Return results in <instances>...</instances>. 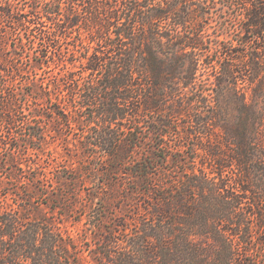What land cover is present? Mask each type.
I'll return each instance as SVG.
<instances>
[{"label":"trees","instance_id":"trees-1","mask_svg":"<svg viewBox=\"0 0 264 264\" xmlns=\"http://www.w3.org/2000/svg\"><path fill=\"white\" fill-rule=\"evenodd\" d=\"M15 1L0 0V47L33 33L45 49L31 69L59 64L50 83L34 86L29 119L45 117V101L72 130L85 116L93 150L78 149L105 166L106 208L119 207L112 226L84 236L28 199L12 202L0 182V264H264V0L232 2L243 6L239 27L220 22L229 32L214 37L217 0H30L25 10ZM76 37L78 56L54 45ZM225 49L237 58L220 59ZM2 89L3 103L16 105L17 92ZM31 130L24 143L35 155L48 153V136L63 141L59 126ZM13 134L0 146L28 174L19 178L49 181L17 162Z\"/></svg>","mask_w":264,"mask_h":264},{"label":"rangeland","instance_id":"rangeland-1","mask_svg":"<svg viewBox=\"0 0 264 264\" xmlns=\"http://www.w3.org/2000/svg\"><path fill=\"white\" fill-rule=\"evenodd\" d=\"M236 0H217V5L215 9L212 10L213 19L212 27L210 30L213 37L221 32L228 34L227 30L220 28L219 23L223 22L230 25V27L235 30L239 27L238 15L242 13L243 6L235 5L233 8L232 2ZM230 4V5H229ZM16 10H25L30 5V0H16L15 1ZM228 5L229 7H225ZM2 7H0L1 9ZM224 8V10H222ZM227 12L225 14L227 17L219 20V15L221 12ZM2 19L0 18V22ZM192 28H195L198 24V20L191 22ZM233 32V31H231ZM230 34V33H229ZM234 33V40H236ZM73 35H77L73 32ZM232 37V36H231ZM29 38V39H28ZM223 39V36L220 37ZM76 38H71L67 42L61 40L59 43L54 44L62 48L64 52L68 50L72 53L74 41ZM24 44H22L21 39L8 40L6 43H2L0 47V69L6 70L0 71V90L5 91H15L18 95V102L15 101L16 105H13L9 108L7 103H3L2 98H0V136L1 138L8 141L6 138L7 135L11 134L10 138L13 141L14 132L15 135L18 133V141L22 144V152L14 155L18 163H34L39 167V171L47 172L49 181L44 183H32L25 184L23 177L28 176V174H22L17 168L20 165H13L11 158L13 155H10V152L6 146H0V182L2 184V193L8 194L10 200L14 203H17V200L20 198L28 199V202L34 204L38 207L45 216L51 221H58L63 223V226H69L71 229L83 230L84 236H87V233L92 234L93 226H112L110 220H113L118 210L115 207H119L116 202L112 204V209L109 210L107 203L110 202L107 199L108 188L106 185L105 177H102L98 170L104 168L101 167L100 162L93 159L92 156L88 155L85 157L82 149L91 152L93 149L86 150L85 146H89V142H92V137H94V130L90 132L87 136V132L84 128L85 126V116L79 118V129L72 130L71 126L68 125L66 119L62 116H57L49 113L50 105L55 103L47 104V101L43 104L44 109L43 113L45 117L37 118L34 121L29 119V114L34 108L38 107L39 103L33 98L35 96L34 86L41 87L50 83V79L57 72L58 65H54L50 62V68L44 70L35 71L31 69V63L36 60V55L40 52V49L44 48V40L39 37V35L33 36V33L30 35H25L23 38ZM34 42L36 43V48L34 47ZM79 50V48L77 49ZM238 52L236 50L227 52L223 50L222 54H218L219 58L229 56V58L236 59ZM216 58V57H215ZM76 60V57H72ZM78 60V59H77ZM76 60V62H77ZM12 64H15L18 67H23L25 69L24 73L21 75L16 74L15 70L12 69ZM67 67H70L68 64ZM66 68V67H65ZM213 74L217 73V70H210ZM10 75V76H8ZM79 75V74H78ZM7 102V98H5ZM54 102V101H53ZM61 105H66L70 108V104L67 102H62ZM42 107V105L40 106ZM2 118L12 119L14 125L10 126L9 122ZM70 119V118H69ZM39 122L45 128L47 134L52 135V131L55 125L60 128V133L63 141L53 142V139L50 136L47 139L51 142L49 148L45 151L48 153L40 155H35L32 149H26L24 141L29 137V134L33 132L32 127H38ZM193 128L191 126H186L183 129L184 132H189ZM37 131V130H35ZM85 131V132H84ZM69 136V137H68ZM82 138H86L85 141L81 144ZM89 139L88 141H86ZM175 139V138H173ZM15 140V139H14ZM177 140V139H175ZM180 141V140H178ZM85 142H88L86 144ZM181 142L186 145L192 144L191 140H182ZM62 143V145H60ZM64 144V145H63ZM76 144L78 147H75ZM153 144H148L147 148H151ZM64 146V147H62ZM80 148V149H78ZM51 154V155H50ZM74 155H78L79 158H74ZM99 155V153H98ZM59 157L58 164L54 165L52 159L54 157ZM51 158V159H50ZM71 158V160H70ZM24 167V165H23ZM14 172H17L18 178L23 181H18ZM98 172V173H97ZM21 175V176H20ZM117 176L114 177V180ZM88 230V232H87Z\"/></svg>","mask_w":264,"mask_h":264}]
</instances>
